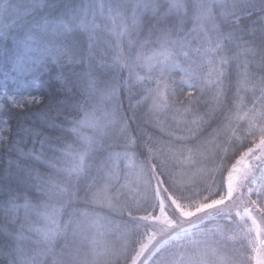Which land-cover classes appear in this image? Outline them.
<instances>
[{"label":"snow or ice","instance_id":"obj_1","mask_svg":"<svg viewBox=\"0 0 264 264\" xmlns=\"http://www.w3.org/2000/svg\"><path fill=\"white\" fill-rule=\"evenodd\" d=\"M165 3L167 7L160 0H99V3L88 0L82 7L73 8L60 5L57 0H30L24 6L25 12L35 15L20 25L22 35L13 36L17 52L21 53L13 61L17 67L27 63L22 52L32 47L30 42L39 40L52 48L49 37L61 41L52 49L53 63L66 60L82 64L85 56L92 57L99 39L97 29L101 28V22L97 18V9L101 16L107 9L112 25L105 27L116 37L114 63L121 68L144 64L150 70L155 67L158 75L156 87L145 88L137 105L130 106L132 117L121 111L122 105L118 101L106 107L96 105L97 94L100 102L110 101L115 98L116 89H101L91 72L85 73L83 78L77 74L75 80H65L63 74L58 73L52 77L57 91L49 97L34 94L27 88L18 89L12 95L7 92L0 95V106H4L5 101L20 109L37 104L46 106L44 119L49 127L75 134L67 149H56L55 143H66L62 137L45 136L35 128L21 127L16 134L18 138L10 139L4 133L11 134V129L0 128V147H7L10 153L17 154L15 161L10 159L7 168L0 169V197H7L0 200V205L6 209L5 217L0 221V233L10 238L4 249H0V256L7 264H113L120 258L107 240L100 223L103 218L98 213L80 212L95 228L91 236H81V241L89 246L84 259H81L79 249L71 248L67 239L70 234L73 237L77 234L79 221L72 217L67 222L61 219L71 203L70 188L76 189L81 179L89 178L88 161L104 148L107 138L116 131L123 138L125 147L137 149L143 158L136 163L135 152L108 153L97 169L98 175L91 176L86 197L90 192L89 203L121 214L126 211L131 225L127 231L143 229L147 239L154 241L151 250L148 244L139 243L130 264H137V258L146 252L156 256L166 246L173 245L177 250L169 254L164 264H234L227 252L220 249L227 242L236 240L238 235L240 238L251 237L250 244L259 241L254 259L256 264H264V240H260L264 234L260 228L264 220V0H260L259 14L253 0H165ZM20 7L8 0H0V15L19 12ZM41 9L44 10L42 13ZM147 12L152 13V18L144 19ZM173 12L182 17L178 24L171 16ZM189 19L193 26L185 32L183 26ZM145 29L146 39L132 38L133 35L140 36ZM77 30L88 34L86 43L78 39L81 33ZM180 32L184 35L180 36ZM153 35L155 40L151 39ZM125 37H128L129 49H136L135 55L131 51L125 55L122 43ZM194 41L197 46L193 48ZM225 42H235L246 54L259 57V60L245 62L234 99L227 97L230 60L221 54ZM193 55L203 58L199 67L206 68V72L192 70ZM76 57L80 59L76 60ZM47 63L37 64L36 71L43 75ZM174 72L183 75L177 80L172 75ZM185 87L195 90L199 96H193L189 91L187 104L180 101L183 107L175 109L184 117L191 116L182 120L186 127L181 131L186 135L169 133L180 144L154 139L140 126L135 130L139 137L132 134L131 121L135 119L136 107L147 104L143 123L159 126L160 115L174 107L169 96L175 98L177 88L183 92ZM206 91L212 92V105L198 114L200 97ZM241 91H251V100L240 96ZM257 91L259 95L255 94ZM77 92L83 103H73ZM89 101L94 103L89 104ZM217 112H222L217 127L207 138L197 140L205 126L216 121ZM62 115L64 120L56 124ZM3 123L6 125L7 121ZM64 124L70 127L64 129ZM84 127L90 128L92 134L82 133ZM29 140L31 148H27ZM191 140H197L195 147L188 145ZM246 141L250 146H245ZM36 144L40 145L39 151ZM46 145L62 152L68 159L61 162L58 157H46ZM237 151L239 155L229 165L228 161ZM121 157L130 161L131 168V172L124 173L123 183H120L119 174ZM30 158L43 161L51 171L42 173L28 163ZM178 175L180 179H177ZM117 184L120 187L113 191ZM32 196H35L36 204H32ZM21 208L25 209L23 218L18 215ZM38 208L44 209L37 212L43 217L44 227L33 229L30 213ZM134 211L144 214L133 215ZM211 221L224 222L204 233L218 236L214 244L219 247L196 238L203 226ZM248 222L250 227L246 226ZM26 229L40 232L41 238L32 241L25 234ZM57 238L65 240L59 250L55 247ZM186 245H194L196 251L179 250ZM209 250L215 260L207 258ZM29 251L31 255L26 254Z\"/></svg>","mask_w":264,"mask_h":264},{"label":"trees","instance_id":"obj_2","mask_svg":"<svg viewBox=\"0 0 264 264\" xmlns=\"http://www.w3.org/2000/svg\"><path fill=\"white\" fill-rule=\"evenodd\" d=\"M13 1H15L13 3ZM20 3H16V0H11L10 4L20 5L19 12H13L11 14H3L0 17V95H3L7 92L9 95L15 94L18 89L27 88L34 94H39L43 97H49L53 95L57 91V86L55 85L52 77L56 76L58 73H62L65 80H75L77 74H79L82 78L85 73L91 72L92 76L97 81L99 87L101 89L105 87H114L116 89L115 98L110 101H99V96L97 94L96 97V105L98 107H106L115 104L117 101L122 105L121 111L126 112L129 117L133 116V111L130 106H136L137 101L144 95L145 88H154L156 87L155 78L158 73L153 67L150 70V77L152 79H145V81L137 82L135 74L132 71H128V67L121 68L120 66L113 64L110 52H113V47L111 44V38L115 37L111 32L107 31V27H111L110 23L102 20L101 28L97 29V33L99 39L95 45L93 54L91 58L85 56L83 63H68L66 60L62 61L60 64L53 63L51 60L52 49L55 48L61 41L59 38L49 37L51 40L52 48H48L47 45L42 41L30 42L32 43V47L27 50H23L22 54L27 60V63L23 67H17L13 62L17 55L21 53L17 52L16 44L13 39L14 35H22L23 29L21 28V24L25 20H31L35 13L33 12H25L24 6L29 3V0H22ZM87 0H57V3L60 5H68L69 7H78L83 6ZM164 7H167L165 0H160ZM253 2L257 5V14H259V4L260 0H253ZM44 10L41 9L42 13ZM173 17L174 23L178 24L181 16L177 15L175 12L171 13ZM152 18V13L147 12L144 14V19ZM255 19V16L253 17ZM118 22V20H117ZM191 20L189 19L184 24V31L186 32L188 29L192 28ZM81 33L80 39L82 42H87L88 34L83 32V30H77ZM7 34V35H5ZM180 36H183L184 33H178ZM194 35V34H193ZM134 36V40H143L147 38L146 29L141 33L140 36ZM176 37V33H174L173 38ZM152 40H155L156 37L153 35L151 37ZM197 42H193L192 47H196ZM129 49H125L127 51ZM136 51V49H135ZM148 51L147 48L144 50ZM226 55L230 63L228 65V73L229 77L226 81V84L229 85L227 90V97L229 99H234L237 91V81L241 79L239 73L245 70L244 65L245 61L244 55L246 54L243 48H238L236 43H227L225 42L224 51L221 53ZM76 60H79L80 57H76ZM192 59L195 63L192 64V70L197 72H206L207 69H201L199 65L202 62L203 58H197L193 55ZM259 60V57H253L248 55L247 61L249 60ZM47 61V68L43 71V75L36 71V65L39 63H43ZM187 66V65H185ZM254 70V66H253ZM167 75V74H165ZM172 75L179 80L180 76L183 73H172ZM191 91L193 92V96H199V93L193 89H189L185 87L183 92H181L180 88H177V96L174 98L169 96V100L173 102L174 107L168 110L166 113L161 114L159 119L161 121L159 126H156L153 123L144 124L140 118L146 117L145 114L148 111V105L141 104L139 107L135 109V119L131 121V130L132 134L137 135L139 137V133L135 131L137 126L143 127L146 129L148 134H151L154 139H159L160 141H168L173 144H180L181 142L173 140L169 133H176V135H186L187 133L181 131L186 126L182 123V120L187 118L190 119L191 116L184 117L182 112H177L176 108H182L183 105L180 104V101H184L187 104V93ZM246 94V99L248 101L251 100L253 93L251 91H241L240 96L244 97ZM259 95V91L255 93ZM79 101L83 103V98L80 96L79 92L76 93L73 103ZM200 105L198 114H202L206 108L211 107L212 105V92L206 91L203 96L200 97ZM207 101V103H205ZM93 101H89V104H93ZM4 106H0V128L8 127L11 129V134L5 132V136H9V138H18L16 134L19 132L21 127L24 128H35L38 131L44 133L45 136L50 137H62L66 143H55V148L67 149L68 143L71 142L73 138H75V134L66 133L60 129L52 128L48 126V123L45 121V113L47 112L46 106L31 105L27 106L24 109L12 107L6 101L3 102ZM195 111V108H194ZM222 118V112L216 113V121L212 122L210 125L205 126V130L201 133L197 140H201L207 138L209 133L212 132V129L217 127V122ZM64 120V116H60L55 121L56 124H60L61 121ZM7 121L5 125L3 122ZM64 129L70 127L68 124L63 125ZM243 127V124L241 125ZM165 128V129H164ZM118 133V132H115ZM115 133L113 137H108L104 148L100 150L92 159L88 161L89 169L91 175L88 179H81L76 189L69 190V198L71 199L70 205L66 208L63 216L61 217L63 222H67L70 217L73 218L74 221H79L80 229L77 234L73 237L71 234L68 236V242L72 249H79L81 259H84V254L88 251L87 242L81 241V236L88 235L91 236L95 231L94 226L92 225L89 218L80 215L81 211L87 212H96L103 219L100 223L104 227V231L106 232L107 240L110 242L112 247L119 253L120 258L118 260L113 261V264H130L131 257L135 256L136 249L139 246V243H147V235L144 230L141 229L137 232H129L128 228L131 227L126 211L121 214L118 211L110 210L107 207L101 208L97 205L91 204L88 202L91 193L88 192V196L86 197V190L88 184L91 182V176L98 175L97 169L102 166L104 159L107 157L108 153H112L115 150H132L136 153L135 159L136 161H140L143 156L140 152L135 148H126L125 142L120 135L116 137ZM238 135L241 133L238 132ZM42 138V137H40ZM197 140L188 141V145L190 147H194V143ZM197 144V143H196ZM196 146V145H195ZM245 146H250V144L245 142ZM32 143L29 140L27 144V148H31ZM37 151L40 150V145H35ZM26 148V150H27ZM243 149H240L242 151ZM44 153L46 157H58L63 160L62 152L54 151L49 149L46 145L44 148ZM146 155V153H144ZM239 155V151L235 153V155L231 156V159L228 161L229 165L234 161L235 157ZM15 161L17 159V154L15 152H9L7 147H0V169L7 168L9 160ZM28 163L33 164L35 167L39 168L42 173L50 172L51 169L48 165L44 164L43 161H35L34 159H29ZM181 177L178 175L177 179ZM31 195V194H30ZM7 199V197H0V200ZM123 199V197H122ZM255 199V197H253ZM32 204H36L37 200L35 196H32L31 200ZM19 203H23L20 201ZM146 206V205H145ZM44 211L43 208H38L36 211H32L30 213V220L32 222L33 229L35 228H43L44 220L42 216H39L37 212ZM151 211V209H149ZM6 209L0 205V221H2L5 217ZM25 214V209L21 208L18 215L23 218ZM143 211L141 212H133V215H143ZM11 215V213H9ZM223 225V221H211L203 226L200 232L197 234V239H204L208 242L212 247H219L214 244V241L219 239L218 236H215L211 233H207L204 235L206 230L215 227L217 224ZM226 228L229 226L224 225ZM25 234L31 237L32 241L38 240L41 238V233L37 231H28L25 230ZM233 234V233H229ZM252 236H255V230H253ZM10 238L4 237L2 233H0V249H4L5 245L9 242ZM251 237L240 238L237 236V239L234 241L227 242L224 247L220 250L223 252H227L228 256L232 258L234 264H254L255 257V248L257 247V241L254 244H250ZM153 242L149 243V249H152ZM65 244V240L63 238H57L55 241V247L57 250L61 248ZM177 249L175 246L168 247L166 246L161 250L156 256H150L148 252L145 253L144 256L140 257L139 260L143 262V264H164V262L169 258V254L173 253ZM180 251H187L188 253H192L196 251V247L194 245H186L184 249H179ZM27 255H31L29 251L26 253ZM149 255V256H147ZM207 258L211 260H215V255L212 254L211 250L208 252ZM49 262L51 261V257L48 258ZM67 259V256H65ZM88 260H91V256L87 257ZM0 264H7L6 260L0 256Z\"/></svg>","mask_w":264,"mask_h":264},{"label":"rangeland","instance_id":"obj_3","mask_svg":"<svg viewBox=\"0 0 264 264\" xmlns=\"http://www.w3.org/2000/svg\"><path fill=\"white\" fill-rule=\"evenodd\" d=\"M10 1L11 0H8V3H10ZM17 2L16 3H20V1L21 2H23L22 0H16ZM15 1H13V3H14ZM29 2H30V0H29ZM88 2V0L86 1V3ZM85 3V4H86ZM97 3H99V0H97ZM2 15H0V17H1ZM97 18H98V20L101 22V25H102V20L104 21H107L108 23H110V26L112 25V20L109 18V14H108V12H107V9H105L104 10V14L101 16L100 15V12H99V10L97 9ZM89 19H91V13H89ZM1 20V19H0ZM117 20H118V18H117ZM119 24V20H118V22H117V25ZM133 39H134V36L132 37ZM127 39H128V37H125L124 39H123V41H122V43H123V46H124V49H129V47H128V44H127ZM111 44H112V47H113V52H110V54H111V58H112V62H113V64H115L114 63V55H115V53H116V49H115V44H116V37H112L111 38ZM131 51V54L132 55H135V48H133V49H129V50H127V51H125V55H128L129 54V52ZM147 53V52H146ZM248 55L249 54H245L244 55V61L246 62L247 60V58H248ZM117 65V64H116ZM128 69V71L130 72V71H132L134 74H135V76L134 77H136V81L137 82H142V81H145V79L144 80H141L140 78H147V77H150V69H149V67L147 66V65H144V64H141L140 66H137V65H131L130 67H128L127 68ZM241 72H243L242 70H241ZM245 99H246V94H245ZM247 100V99H246ZM248 101V100H247ZM146 106H147V104H146ZM146 117H144V119H145ZM142 121L144 120L143 118H140ZM244 126V125H243ZM165 129V128H164ZM81 132L82 133H84V134H92V130L90 129V128H88V127H84V128H82L81 129ZM116 132H118V131H116ZM115 133V132H114ZM113 133V134H114ZM113 134L112 135H110L109 137H113ZM115 135H116V137H118V135H119V132L118 133H115ZM196 143L197 142H195L194 143V147H195V145H196ZM127 149H124V150H115V151H113L112 153H123L124 151H126ZM127 151H129V152H133L132 150H127ZM62 157H63V160H62V162L64 161V160H66V159H68V157H66V156H64V154L62 153ZM135 162L136 163H139V161H136V159H135ZM129 164H130V161L128 160V159H125V158H123V157H121V162H120V183H123L124 182V173H127V172H131V168L129 167ZM120 187V185L119 184H117L116 185V188H114L113 189V191H115L117 188H119ZM170 215H171V213H169ZM260 219V217H258V220ZM247 227H250L251 225H250V222H248V224L246 225ZM260 228H261V231H262V233H264V220H262L261 221V224H260ZM260 240H264V234H262L261 235V237H260ZM150 242H153V241H149V240H147V243L146 244H148V246H149V243ZM257 246H259V241H257ZM255 255H256V252H255ZM147 256H149V255H147ZM139 258L140 257H138L137 258V264H143V262H141L140 260H139ZM254 261V264H256V261H255V259L253 260Z\"/></svg>","mask_w":264,"mask_h":264}]
</instances>
